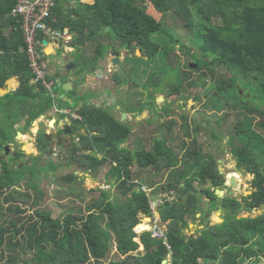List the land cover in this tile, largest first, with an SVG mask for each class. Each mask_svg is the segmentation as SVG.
Returning <instances> with one entry per match:
<instances>
[{"label":"trees","instance_id":"trees-1","mask_svg":"<svg viewBox=\"0 0 264 264\" xmlns=\"http://www.w3.org/2000/svg\"><path fill=\"white\" fill-rule=\"evenodd\" d=\"M68 1L70 4H66ZM18 2L0 0V90L10 78L15 77V84L17 78L21 81L20 89L0 96V151L13 140L16 131L9 128L5 132L6 124L13 122L15 125L23 118L30 127L52 101L46 97L45 107L41 99L35 107L29 105L30 100L39 98L40 91L35 93L31 83L22 20L10 14ZM168 13L180 17L183 28L193 32L196 43L199 41L197 49L201 58L208 60L205 63L210 72L207 74L213 78L217 89L214 96L234 89L238 91L240 86L254 98L264 94V0H66L64 3L57 0L46 22L52 28H67L71 34L69 47L80 52L94 48L103 55L107 49L102 46L101 36L109 27L119 45L133 52L140 50L149 58L160 55L164 64L171 66L172 60L164 58L170 57V53L176 60L179 56L165 41L162 43L161 39L154 38L163 30V20ZM174 39L170 34L169 40L175 43ZM181 49L187 56L193 55L190 48L181 45ZM201 58L195 60L203 61ZM195 60L196 67L186 66L190 70L181 74L189 87L198 86V73L202 70ZM223 64L230 73L227 79H219L214 73L215 65ZM192 72L196 76H192ZM209 75H205L204 80ZM180 90L173 89V92L177 94ZM261 104H264L262 100ZM262 105L241 104L247 113H256L263 119ZM249 122L245 118L236 123L238 144L230 140L237 167L254 176L252 183L256 188L241 200L216 194L217 189L224 190L226 178L220 174L218 163L203 154L197 141L187 144L176 140L173 146H168V142L159 140L154 152L136 149L132 154L126 150V159L111 166L109 177H101L108 182L114 181L125 198L113 200L110 190L100 189L101 195L87 205L86 212L66 206L64 209L68 212L61 218L51 210L38 208L26 216L16 197L23 177L18 176L20 172L18 175L3 173L0 175V264H163L170 255L171 264L258 262L259 250L264 249V244L256 247L252 241L257 232L264 235V213L239 216L241 211L264 207V162L257 155L262 152L264 143L250 131ZM112 125L117 126L113 131L117 138L127 141L129 130L115 121ZM121 142L101 144L102 148L110 147L118 154L122 153ZM174 148L182 152L185 161L192 162L187 169L178 168L179 158ZM133 164L138 168L135 171L131 169ZM146 169L158 174L165 170L170 173L168 182L159 189L172 199L168 205L163 201L158 204L161 220L167 225V244L163 239L153 238L150 232L141 235L135 232L143 215L153 216L151 199L159 193L155 188H150L151 192L145 190L142 183L145 177L141 172ZM63 179L72 181L74 177ZM197 179L202 184H212L202 188L203 195L208 199L210 211L224 209L225 220L208 224L186 236L184 229L189 226L188 218H196L202 211L198 205L201 190L193 186ZM21 194L28 200L31 198L27 192ZM10 214L15 215L9 218ZM140 228L145 229L146 225L141 224ZM150 228L148 226L146 231ZM29 249L35 250L32 258L22 259Z\"/></svg>","mask_w":264,"mask_h":264},{"label":"flooded vegetation","instance_id":"flooded-vegetation-1","mask_svg":"<svg viewBox=\"0 0 264 264\" xmlns=\"http://www.w3.org/2000/svg\"><path fill=\"white\" fill-rule=\"evenodd\" d=\"M109 30L105 29L101 36L102 46L107 49L103 55L94 48H88L87 52L74 49L69 59L61 61L63 71L69 75H65L67 80L60 83L69 84V86L64 91L62 85L58 87L52 79V96L42 91V106L47 105L44 101L46 97H50L52 101L51 105L40 115L38 127H27L26 119L23 118L15 125L13 122L6 124L5 132L9 131V128L15 129L17 124L21 126L24 137L28 131H31L28 143L32 145L33 152H27L24 145L19 146L21 144L18 140L19 131L15 129L13 140L5 144L0 151V175L6 172H20L24 175L28 173L30 179L58 177L62 180L65 177H74L71 182L79 177H109L112 165L115 166L118 162L125 160L128 152L133 154L136 151L129 145L131 139H134L137 145L141 142L146 147L154 144L153 149L147 148L154 152L156 142L162 141V138H158L159 132L161 130L163 134L173 132L171 127H166L165 123L159 122L160 119L168 120L174 117L179 119V129L176 133L184 130L187 137L182 140L187 144L196 141L193 138L194 134H206L209 131L208 128H212L205 116L202 119L203 122L198 124L191 120L194 125L190 126V117L185 107H181L179 111L171 104L173 102L182 106L184 101L192 100V107L198 99L192 92H184L187 85L177 94L173 92L170 85H159L157 61L160 60L158 56L149 58L143 56L140 50L133 52L127 46L119 45ZM203 60L207 61V59ZM189 65L187 63L186 66ZM67 67L69 70L66 69ZM75 70H77L76 73H74ZM59 75V80H61L64 75L61 73ZM205 75H209L206 69L198 73V77L202 80L205 79ZM162 78L161 76V80ZM77 83L79 86L76 85ZM10 86H15L14 79L10 80ZM191 88H197V86H191ZM55 89H60L61 93L54 94ZM67 93L74 95L69 97ZM245 99L250 101L254 97L247 93ZM258 99L257 97L254 99L256 104L262 105ZM241 104L248 105L242 101ZM201 106H197L196 111L201 109ZM261 107V110H264V104ZM159 110L170 113L163 114L162 118L157 119L155 117ZM246 118L250 120V131L260 137L264 143V118L262 119L256 113H248ZM112 121L129 130L127 141L121 142L113 133L117 126L112 125ZM161 125L162 129H160ZM213 125H216L218 130L221 129L217 119ZM23 128L28 129L26 133L22 131ZM231 139L238 144L239 138L236 131L232 132ZM119 142H121L119 148L122 153L118 154L112 152L110 147L102 148L101 144ZM139 150L142 149L139 148ZM203 154L210 156L217 163L220 162L206 151H203ZM257 155L264 162V146L262 152H257ZM232 156L236 161L235 156L233 154ZM96 162H98L97 166H95ZM134 167H136L135 164L131 166V169L134 170ZM249 175L252 177L250 180L252 191L256 188L252 183L254 176Z\"/></svg>","mask_w":264,"mask_h":264},{"label":"rangeland","instance_id":"rangeland-1","mask_svg":"<svg viewBox=\"0 0 264 264\" xmlns=\"http://www.w3.org/2000/svg\"><path fill=\"white\" fill-rule=\"evenodd\" d=\"M66 0H59V3H64ZM69 1L66 3L68 4ZM70 4V3H69ZM72 4V3H71ZM162 28L163 30H160L154 38L161 39L162 43H165L167 45H170L174 51L179 56V60H176L174 56H172V53L169 54L170 57L164 58L165 60H172L171 66H167L164 64L163 59L158 56L160 61H157V73L158 76H162V80L159 81V85L166 86L170 85L172 89H178L182 90L183 87H185V80L181 76L182 71L187 72L186 65L188 63V67L192 68L193 66V60H195L197 57L201 58V53H199L197 46L199 44V41L194 40L193 38V32L185 30L182 25V19L178 16L172 15L168 13L164 20H163ZM172 35L176 40L175 43H172V41L169 40V35ZM49 38V37H48ZM49 41H52L50 38ZM161 43V44H162ZM184 45L192 50L193 55L187 56L185 54V51L181 48H179V45ZM163 45V44H162ZM63 53V50L61 51ZM196 55L197 57H195ZM50 59L52 58L49 57ZM59 61L61 60L60 56L56 57ZM203 59V58H201ZM197 63H199V67L201 69L205 70L206 72H210L208 70V66L206 65L205 60H195ZM149 63V62H148ZM51 64L55 67V69L64 75V77L61 79V81L67 80V77L69 74H65L63 71L62 65L53 63V60L51 59ZM181 64V65H180ZM184 67V68H183ZM186 68V69H185ZM212 69V68H211ZM145 70V68H144ZM211 71H214L213 69ZM77 70H75L74 73H76ZM73 73V74H74ZM193 73V72H192ZM215 76L219 79H227L230 77V73L227 69V67L223 65H215ZM196 76L195 73H193ZM66 75V76H65ZM143 77H145V74H143ZM197 88H191V87H185L184 92H192L193 95H196V98L198 101L191 107L192 100H189L188 102L184 101V104L181 106L180 104H176L171 102L172 105H174L175 109H179L181 107H185L187 114H189L190 117V126H193L194 123L198 124L199 122H203V117L205 116L207 119V122L211 124V129H209L208 133L206 134H194L193 138L198 142L199 147H201L202 151L208 152L213 158L216 160H219L218 167L222 169L224 173V177L226 178L225 182V188L226 191L225 195H229L238 199H241L243 196H246L249 194L252 188H250V180L252 177L244 172L242 169H239L236 167V161L234 157L231 154V146H230V138L232 135V132L235 131L236 123L240 120H243L246 118L248 113L246 110L241 106V101L244 103H248V105H257L256 100L250 99V101H247L245 99V95L249 93L246 88H242L240 86L239 90L236 91L230 90L227 92H220L217 94V96H214V92H217V89L214 85L213 78L210 77L207 80H202L201 77L198 78ZM79 86V83L76 84ZM248 89H249V85ZM253 86V85H252ZM251 86V87H252ZM255 87V86H254ZM13 88H17V85H15ZM81 88V86H80ZM5 91L2 90L1 93ZM54 94H60V89L53 90ZM69 97L74 94L67 93ZM241 94V95H240ZM258 101L261 102V100L264 102V94L262 93L259 95ZM163 97H161L162 99ZM39 99V98H38ZM173 99V98H172ZM206 101V103H205ZM255 103L253 104L252 103ZM63 103V102H60ZM179 103V102H178ZM206 104V106H205ZM63 105V104H60ZM202 105V106H201ZM247 105V106H248ZM197 106H201V109H198L196 111ZM262 108V107H261ZM203 111L204 114H203ZM216 111V112H214ZM15 112V111H13ZM170 112H165L164 110H159L156 114L157 119L162 118L163 114H167ZM217 121L221 125V129L218 130L216 128V125H213L214 122ZM191 120H194V123L191 122ZM159 122L165 123L164 125L166 127H171L173 129V132H166L162 133L159 132L158 138H162V142L167 143L168 146H173L175 144L176 140H182L186 135L184 134V130L180 131L179 133H176L179 129L180 120L176 119L175 117L173 119H160ZM160 129H162V125L160 126ZM27 128H23V132H27ZM258 132L262 133V131L257 130ZM217 132V134H216ZM31 131H28L26 137L27 141H22L20 145H24V149L27 150V152L32 153V145L29 142V138ZM134 139H131L129 141V145L132 149H153L154 144H150V146L146 147V145L142 144L141 142L138 143V145L133 141ZM171 143V144H170ZM137 145V146H136ZM155 147V146H154ZM174 152L178 154L179 158V169H187L188 166L191 165L192 162L185 161L182 158V152H180L177 148H174ZM264 171V163L262 165ZM135 170H137V167H134ZM134 170V171H135ZM142 175H144L145 178H143V184L145 185V189L147 192H151L150 188H155L157 192V196H159V199L157 205L155 206V212L154 217L153 216H145L142 217L141 224H145L147 229V223L149 226L153 222H159L160 225L165 227L167 229L166 223H164L161 220V216L158 212V204L162 201L161 198L164 196H167L170 199H172L171 195L165 194L161 189L162 184L167 183V179L169 178V171H163L162 174H158L153 169H146L141 172ZM264 173V172H263ZM13 175H18L22 178L21 184H19L16 197L18 198L19 202L22 204V207L25 209L26 216L29 214H33V211L38 209H45V210H51L53 215H58L59 218H61L65 213H67V209L64 208L66 206L73 207L74 209L79 208L80 210L86 212V207L89 203H92L96 198H98L101 195L100 189H108L112 192V199L116 200L117 197H122L120 190L116 186V183L114 181H107L103 178H89V177H79L73 182L71 181H65L63 178L60 180L58 177H37L30 179V175H27L28 173H12ZM57 178V179H56ZM156 182V183H155ZM194 188L197 190H201L198 192V205L199 208H202L201 213H198L196 218H188L189 220V226L188 228L184 229V235H192L199 231V229L203 228L204 226H207L208 224H215V223H222L225 220L224 215H216L217 210L210 211L209 210V202L208 199L203 195L204 192L202 191L203 187H211L212 184L210 182L206 184H202L199 182V180H194L193 182ZM154 191V190H153ZM230 191H233V193L229 194ZM27 192L30 194L31 198L28 200L27 197L23 196L21 193ZM154 195V194H153ZM125 197L123 196V199ZM34 201V202H33ZM155 201V204H156ZM21 213V215H23ZM264 213V207L260 208H254L250 212L247 211H241L239 216H256L259 214ZM35 214V213H34ZM15 214H10L8 216L9 218H13ZM16 239V238H15ZM253 245H262L264 244V235L262 233L257 232L254 236V240L252 241ZM143 247L141 246L140 250L143 251ZM34 249H29L27 254L22 259L30 260L32 258V255L34 254ZM260 258L257 261L255 260H249L247 264H264V249H260ZM8 252V251H6ZM116 250H114L113 253H115ZM7 254V253H6ZM10 254V253H9ZM114 254H112V257ZM168 261V264H171V255L166 259ZM213 264H219V263H213Z\"/></svg>","mask_w":264,"mask_h":264},{"label":"built area","instance_id":"built-area-1","mask_svg":"<svg viewBox=\"0 0 264 264\" xmlns=\"http://www.w3.org/2000/svg\"><path fill=\"white\" fill-rule=\"evenodd\" d=\"M56 1L57 0H19L13 8L12 13H10L22 20L25 52L30 63L32 82L34 85L42 87L44 92L50 96H52L53 81L48 79L51 76L49 74V62L46 57L43 41H47L49 37L53 39L55 43L56 41H62L63 46H67L71 39V34L67 28H52L48 26L46 22L50 10L55 5ZM154 196L151 199L153 213L158 203V201H156L158 199H155ZM140 225L141 223L135 227V232L138 235L144 232H150L153 238L163 239L167 244V229L160 225L159 222H153L149 231L141 229Z\"/></svg>","mask_w":264,"mask_h":264},{"label":"crops","instance_id":"crops-1","mask_svg":"<svg viewBox=\"0 0 264 264\" xmlns=\"http://www.w3.org/2000/svg\"><path fill=\"white\" fill-rule=\"evenodd\" d=\"M69 4V3H68ZM49 39V38H48ZM51 39V38H50ZM52 41H49V40H47V44L45 45V53H46V57H47V60H48V62H49V74H50V76L52 77L54 74H59V72L55 69V67L51 64V59L53 60V63H55V64H62V60H64V59H69L70 58V56H71V53H72V51L74 50V48H71V47H69V45H67V46H63L62 45V47H61V49H59V41H56V43H55V41L53 40V39H51ZM50 48V49H49ZM49 49V50H48ZM63 50V53H61V51ZM0 53H1V50H0ZM59 53V54H58ZM52 56V58L50 59L49 57H51ZM57 56H60L61 57V60L59 61L56 57ZM15 77H13V78H10L9 80H12V79H14ZM52 79L54 80V78L52 77ZM9 80H7L6 82H5V88H3L5 91H3V93H1L2 92V90L3 89H1L0 90V96H4L5 94H7V93H13V92H15V91H17L18 89H20V87H21V81H20V79L19 78H17V81H16V84L15 85H17V88H13V86H10V85H7V82L9 81ZM55 81V80H54ZM60 82H62L61 80H60ZM31 83L34 85V83L32 82V80H31ZM34 87V89H35V93L36 92H39V100H38V98L36 99V100H30L29 101V105H31L32 107H35L36 105H38L39 104V102H41L40 101V99H42V90H41V88L42 87H40V86H38L37 88H36V85H34L33 86ZM0 119L2 120V118H1V116H0ZM20 120L21 119H19L18 120V123L20 122ZM39 121H40V118H37L33 123H32V125H31V127L32 128H34L35 126H39ZM21 126L20 125H18L17 124V127H15V129L17 130L18 129V131L19 132H21ZM147 226H149V224L147 223Z\"/></svg>","mask_w":264,"mask_h":264},{"label":"water","instance_id":"water-1","mask_svg":"<svg viewBox=\"0 0 264 264\" xmlns=\"http://www.w3.org/2000/svg\"><path fill=\"white\" fill-rule=\"evenodd\" d=\"M108 29H109V27H108ZM43 44L46 45V44H47V41L44 40V41H43ZM62 45H63L62 41H59V45H58V46H59V49H61ZM58 54H59V53H58ZM70 66H72L71 63H70ZM191 67H196V66H195V65H193V66L191 65ZM66 69L69 70L68 67H67ZM52 77L54 78V80H55L57 86H58V87H61L62 84L60 83V80H59V79H60V75H59V74H54ZM67 86H69V84H65V85L63 84V85H62V89H63L64 91H66L67 88H68ZM21 137H24V134H23L22 132H19V133H18V140L21 141ZM219 171H220V174L224 175V173H223V171H222L221 168H219ZM231 193H233V191H230V192H229V194H231ZM216 194H217L219 197H223V196H225L226 191H225V190H222V189H217V190H216ZM154 197H155V199H159V196H157V195H155ZM161 200L165 203V205H168L169 202H170V200H169V198H168L167 196L162 197ZM217 213H219L220 215H225V212H224V209H223V208H219V209L217 210ZM163 264H168V261H167V260H164V261H163Z\"/></svg>","mask_w":264,"mask_h":264},{"label":"bare ground","instance_id":"bare-ground-1","mask_svg":"<svg viewBox=\"0 0 264 264\" xmlns=\"http://www.w3.org/2000/svg\"><path fill=\"white\" fill-rule=\"evenodd\" d=\"M21 140L25 142L26 141V137H21ZM216 215H219V213L216 212Z\"/></svg>","mask_w":264,"mask_h":264}]
</instances>
